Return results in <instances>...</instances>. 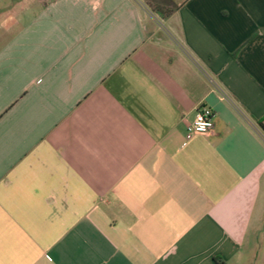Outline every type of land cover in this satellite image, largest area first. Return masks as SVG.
I'll use <instances>...</instances> for the list:
<instances>
[{"label":"crops","instance_id":"crops-1","mask_svg":"<svg viewBox=\"0 0 264 264\" xmlns=\"http://www.w3.org/2000/svg\"><path fill=\"white\" fill-rule=\"evenodd\" d=\"M258 122L264 0H0V264H264Z\"/></svg>","mask_w":264,"mask_h":264},{"label":"built area","instance_id":"built-area-1","mask_svg":"<svg viewBox=\"0 0 264 264\" xmlns=\"http://www.w3.org/2000/svg\"><path fill=\"white\" fill-rule=\"evenodd\" d=\"M213 116L214 112L209 107L198 106L193 121L187 125L186 140L195 134L208 132L213 127Z\"/></svg>","mask_w":264,"mask_h":264},{"label":"trees","instance_id":"trees-1","mask_svg":"<svg viewBox=\"0 0 264 264\" xmlns=\"http://www.w3.org/2000/svg\"><path fill=\"white\" fill-rule=\"evenodd\" d=\"M258 125L264 131V125L261 122H258Z\"/></svg>","mask_w":264,"mask_h":264}]
</instances>
